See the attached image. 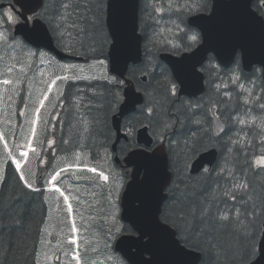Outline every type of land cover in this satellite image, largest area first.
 Listing matches in <instances>:
<instances>
[{
    "label": "snow or ice",
    "instance_id": "obj_1",
    "mask_svg": "<svg viewBox=\"0 0 264 264\" xmlns=\"http://www.w3.org/2000/svg\"><path fill=\"white\" fill-rule=\"evenodd\" d=\"M18 2L24 13L32 15L25 16L20 26V40L7 29H0V49L25 52L41 67L47 61L56 70L47 78L40 72L43 87L38 93L32 87H20L26 78L23 67V75L18 77L16 66H8L5 78L0 80V103L6 99L9 108L6 115L0 116V187L7 185L10 170L22 194L14 196L9 204L8 222L0 215V233L23 230V213L15 206L24 197L29 204L39 198L42 204L54 205L55 210L62 212L68 227V232L56 241L51 259L56 264H64L61 257L67 264H84L76 219V206L81 200L64 184L71 170L77 169L76 179L83 172H90L107 187L114 228V232L109 229L108 239L122 237L120 249L128 264H196L201 259L219 261L229 254L238 264H262L264 186L257 189L236 172L242 153L250 171L253 167L264 171V0H259L255 12L251 9L253 0H152L143 7L141 0ZM0 21L17 24L15 10L9 8L0 13ZM90 29L103 30L99 50L89 46L95 55L94 63L88 67L102 68L103 79L115 86L109 111L116 113L121 104L135 102L131 90L127 101L121 95L126 81L131 83L138 77L142 81L157 75V70L162 77L158 83L162 85L164 102L142 106L143 118L134 117L124 124L125 144L120 151L133 167L131 171L125 168L123 174L98 171L85 157L88 146L84 140L91 136L94 120L81 108L90 110L91 103L77 96L71 108L66 109L60 85L89 79L80 75L85 69L77 64H60L48 52L40 51L54 40L67 55H80L76 43ZM66 38L72 43H67ZM80 46L83 47L82 42ZM159 54L171 68L157 63ZM229 66L230 70L224 72ZM243 68L249 72L245 74ZM205 76L219 81L215 83L216 99L182 100L180 93L194 95ZM65 110L76 121L72 128L78 134L71 139L61 136L60 144L68 146L61 166L57 164L61 157L55 132L61 126V111ZM138 126L145 131L151 127L160 146L140 147ZM216 129L222 135H213ZM170 130L172 136L183 135V140L172 141ZM222 136L227 137L222 145L228 154L225 164L205 167L202 153L212 146L213 140L220 143ZM166 138L173 157L170 164L164 160L162 145ZM110 139L105 137V141ZM181 143L182 154L177 159L173 145ZM97 147L107 151L106 143ZM256 147L260 148L259 155L253 152ZM248 153H252L251 159ZM230 157L232 166L228 167ZM33 158L38 162L35 169ZM125 177L130 179L126 187ZM209 181L215 184L214 188ZM15 191L16 188L13 194ZM121 219L126 223H121ZM224 231L236 236L237 249L225 250L218 243L217 236ZM44 255L47 260V252Z\"/></svg>",
    "mask_w": 264,
    "mask_h": 264
},
{
    "label": "trees",
    "instance_id": "obj_2",
    "mask_svg": "<svg viewBox=\"0 0 264 264\" xmlns=\"http://www.w3.org/2000/svg\"><path fill=\"white\" fill-rule=\"evenodd\" d=\"M8 0H0V3L5 2ZM147 3L146 0H141V7H143ZM148 4V3H147ZM259 4V0H256L254 3V8L258 11L257 5ZM142 15H146L144 13H141ZM104 39L103 36V30L101 29H90L87 33L81 34V36L78 38V41L76 43L77 50L80 52V55L85 58L86 62L94 61V55L91 51L89 46H94L99 50V42ZM55 42V41H54ZM67 43H72V41L67 40ZM80 42L83 43V47L80 46ZM106 51V50H105ZM98 54V53H97ZM157 63H161L163 66L167 67L163 62H160L159 55L157 56ZM229 70H224V72H227ZM162 77L159 75V70H157V75L155 76H148V82L146 84H143L141 81V78L138 77L137 81H133L136 84V88L140 89L142 92L146 95V101L143 106H152L153 104H159L164 102V94L162 91V85L158 83V81H161ZM89 91L93 94L90 96V102L92 107L91 109L87 110L86 114H88L89 117H95L101 116L104 120L105 126V136H111L113 130L111 129V116L115 113H112L109 111L110 102H111V92L115 90V86L108 84L105 80H93L89 81ZM213 81H210L209 78L206 76V93L197 100H191L192 102L197 101H205L207 102L209 100V97H212L213 100L216 99V96L214 95L215 86ZM259 83V82H258ZM121 95H122V88H121ZM184 101H188L187 98H182ZM167 107V105H165ZM141 107L138 108L135 114L130 115L124 120V124L127 120H130L132 118H143L141 117L140 113ZM167 119V117H164ZM97 123V121H96ZM124 124L123 129H124ZM145 124H147V120H145ZM139 128V126H138ZM137 128V129H138ZM180 128V125L176 126V130L178 131ZM151 132H153V129L150 127ZM214 135V134H213ZM169 138L172 141H182L183 135H171V130L169 133ZM227 140L226 136H222V140L220 143H217L215 140L212 142V146L210 148H218L220 150V158L218 163L216 164V167L222 166L225 164V156L228 155L223 150V141ZM207 143V141H205ZM259 142L257 141V144ZM125 143H122L121 146H123ZM120 146V149H121ZM182 143L180 145H173V148L177 154L176 158L179 159L182 154ZM168 153L170 158V163L173 159L171 152L169 151V145H168ZM209 148V149H210ZM119 149V150H120ZM253 152L255 155L260 154V148L256 147L253 149ZM120 157H124L125 155L119 151ZM249 159L252 157V153H248ZM230 162L227 165L228 167H231V157L229 158ZM242 170V172H241ZM237 176L244 175V177L249 180V182L259 189L261 186H264V171H258L255 167L252 168L250 171L247 167V165L244 162V154L242 153L239 158V163L237 164ZM210 184H212V187H215V184L212 183V181H209ZM16 188L15 194H13V189ZM22 194L19 191L18 186L16 185V181L11 176V171L9 170V180L7 185L2 186L0 190V215L4 216L5 222H8V215L10 212L9 204L11 200L15 197H20ZM17 210L23 213V220H24V229L20 231H11L5 230L2 233H0V264H35L36 263V256L38 254L40 244L39 240L41 235L39 234V228L38 225L40 221L43 220L44 217V205L42 204L41 200L39 198H36L35 201L31 204L28 202V198L24 197L22 202L19 205L15 206ZM260 222H258L259 224ZM226 239H230L234 245L228 246L225 245L224 242ZM217 241L220 243V245L225 249L228 250L230 247L232 249L238 248L237 238L234 234L224 231L218 234ZM11 242V246L9 244ZM108 253V250L106 249V254ZM116 256V255H115ZM120 259V264H126V262L120 258L119 256H116ZM200 264H238L237 259H233L231 255L229 254L228 257H221L219 261H217L215 258H212L210 260L202 259Z\"/></svg>",
    "mask_w": 264,
    "mask_h": 264
},
{
    "label": "flooded vegetation",
    "instance_id": "obj_3",
    "mask_svg": "<svg viewBox=\"0 0 264 264\" xmlns=\"http://www.w3.org/2000/svg\"><path fill=\"white\" fill-rule=\"evenodd\" d=\"M27 86L33 88L35 87L34 89L36 90L34 91H36L37 93L39 92L40 88L43 87L41 83H23L22 85H20V87L24 89H27ZM60 90L65 93L66 109L71 108V104L75 101L77 96H84L81 85L64 83L60 85ZM85 101H87V99H85ZM49 111H51V105ZM88 118L90 120H94V127L92 129L91 136L84 140V143L88 146L84 149L86 159L90 160L91 165L95 166L98 171L103 170L107 172L109 170H115L116 172L121 173L120 165L116 163L112 150L113 143L116 137L115 133H112V135L110 136V140L105 141L106 136L105 126H103V117L96 115L95 117L88 116ZM69 121L71 123H69ZM75 123L76 121L72 118V116L69 115L67 110L61 111V126L55 132V137L57 140L56 149L59 151V156L61 157V159L57 161V164L61 166H63V157L66 155L65 149H67L68 146L60 144V139L61 136L66 139H71L74 135L78 134L77 130L72 128V125ZM110 127L112 129V125H110ZM100 143H106L107 151H105L104 147H97V145ZM32 167L34 169L38 167V162L35 158H33L32 160ZM77 175L78 170L72 169L71 174L64 181V184L65 186L76 191L75 193L80 197V200L84 199L86 195L89 194V199L85 203V206L91 205L89 206L90 210L86 214V220L89 222V225L86 224V227L90 229V232L88 234L96 232L99 235V253L97 257V264H104V255L102 249L104 246V238L102 237L104 234V224L102 218L104 217V214L106 215L110 210L107 199L108 189L106 186H104L102 181L96 180V176L93 173L83 172L82 174H80V179H76ZM81 186H84L85 189H83ZM95 195L97 199V208L95 206V200H93V197ZM44 207L45 214L43 220L40 221L38 225L39 234H43V237L41 238L42 240H39L40 249L38 251L39 254L37 262H39V264H44L45 262L56 264V262L51 259L52 249L55 247L56 241L60 239L62 235L68 232V227L63 222L65 218L64 214L60 211L55 210L54 205H44ZM90 214L94 217H97L95 224H93L94 226L91 225L92 223L88 220V216ZM45 252H47L48 254L47 260L45 259ZM61 260L64 262V264H67L63 257H61Z\"/></svg>",
    "mask_w": 264,
    "mask_h": 264
},
{
    "label": "water",
    "instance_id": "obj_4",
    "mask_svg": "<svg viewBox=\"0 0 264 264\" xmlns=\"http://www.w3.org/2000/svg\"><path fill=\"white\" fill-rule=\"evenodd\" d=\"M254 1L255 0H253V3H254ZM13 2L19 8V10H17L16 7H14L15 5H11L10 7H12V9H14L16 11V13L19 15L20 19L22 20L20 23H18L15 26L14 35L16 37L19 36V37L22 38V34H21V31H20V26L23 23V20H24L25 16L32 15V13H30V12L29 13H24V9L21 7V4H20V2H18V0H13ZM253 3L251 4V9L255 12V10L253 9ZM3 7H5L4 4L0 5V8H3ZM45 49L50 51V52H53L60 59H66V58L74 59L73 56H69L67 54H63L62 52H60L55 47L53 41ZM162 57H163V54H160L159 58L161 59V62H164L169 68H171V65L168 63V61L163 60ZM141 59H143L142 47H141ZM255 66H259V65H253V68ZM230 67L231 66H229V69H230ZM243 71L248 73L249 69L248 68H243ZM146 80H147V78L143 79L144 82H146ZM123 88H124L123 96L125 97V101H127V99H128V95L127 94L129 93V90H131V95L133 97H135V102L132 103V104H128L127 106H125V104H121L120 105V111H118V113L115 114L113 116V118H112V124H113V127H114V129H115V131L117 133V137H116L117 140H116V142H115V144L113 146V150L114 151H117L116 149H117V146H118V143L120 142V140L124 139L123 132H122V125H121L122 122H123V119L125 117L129 116L130 114H132L133 112L137 111L138 107L142 106L144 104V95H143L142 92L137 91V89L135 88V85L133 84V82L128 83L126 81V83H125ZM205 90H206V87H205V78H204V80L201 82L200 88L198 90H195L194 95L189 96L187 93H180V96H181V98L182 97L191 98V99L198 98V97H200L201 95L204 94ZM121 112H122V114H121ZM213 128H215V125H213ZM213 134L222 135V134L219 133L218 129H216ZM137 140L139 141V145L143 146V147H146V146H149V145L154 146V144H155V139H154L153 136H151L149 127H148L147 131H145L143 127L138 129V131H137ZM156 146H160V145H156ZM162 147L164 148V160H165V163L169 164V156H168L167 148H166L167 147L166 146V140L164 141V144L162 145ZM202 155H203L204 166L205 167L209 166L210 169H211L216 164V162L218 160L219 153H218L217 149L213 148L211 150L203 152ZM116 162L118 164H120L122 166V168H127V169H129V171L132 170L133 166L132 165H128L126 163V158H124V160L122 162L121 159H119V157L117 156L116 157ZM190 174L191 175H196L197 173H190ZM125 186H127V185H125ZM161 208H163V205H161ZM122 221L124 223H126V221H124V220H122ZM121 238L122 237L119 236V238L117 239V241H116V243L114 245V248H115V251L120 253L121 257L128 263L127 258L124 256V253L120 249L121 245L119 244V241H120ZM256 259H259V256H257ZM201 260H198L196 262V264H199L201 262ZM262 264H264V258H262Z\"/></svg>",
    "mask_w": 264,
    "mask_h": 264
},
{
    "label": "rangeland",
    "instance_id": "obj_5",
    "mask_svg": "<svg viewBox=\"0 0 264 264\" xmlns=\"http://www.w3.org/2000/svg\"><path fill=\"white\" fill-rule=\"evenodd\" d=\"M147 3H151L152 0H146ZM146 3V4H147ZM9 8H6V9H3L0 11V13L2 12H6L8 11ZM149 11H151V9L149 8ZM18 17V16H17ZM20 20L18 19V22ZM15 24H8L7 22L5 21H0V29H6L7 26V30L9 32V34L11 35L12 31V27L14 26ZM18 40V39H17ZM22 56V59H21V62H20V57ZM50 56V55H49ZM0 57H2V59H0V63L2 64H5L8 66H12V65H15L19 68L23 67L26 69V72L29 71V69L32 67L33 63H32V60H30L27 56V54L25 52H21V51H17V52H12V53H8L6 50H3V49H0ZM51 57V56H50ZM38 61V60H37ZM39 62V61H38ZM94 62H89V63H85V62H82V64H77L81 67H83L85 69V71L83 73H81L80 75L82 77H90L89 79H83V80H104L103 77H102V72L104 71L102 68H91L89 69V65L90 64H93ZM40 64V62H39ZM44 64H47V61L44 62ZM28 65H31L30 68H28ZM2 67L0 66V79L3 78L2 76ZM91 77H96L95 79H91ZM79 80H75V81H72V82H78ZM26 82H31L30 80H26ZM3 86L0 85V88H2ZM49 107V105H48ZM123 173V172H122ZM124 183L126 184V181L124 179ZM83 189H85L84 186H81ZM80 187V188H81ZM76 192V191H74ZM85 192V191H83ZM122 192V191H121ZM97 195V194H96ZM96 195L93 197L95 200V206L97 208V199H96ZM89 199V194L86 195V197L84 199L81 200V203L76 206V219H77V225L80 227V234H79V240H80V252H81V249L85 247V244H86V238H85V235L88 234L90 232V229L86 227V224L89 225V222L86 220L87 216V212L90 210V207L87 205L85 206V203L86 201H88ZM110 211L111 209L108 211V213L105 215L104 214V217L102 218L103 219V224H104V232L106 230H109L110 228H112V231L114 232V228L112 227V223H111V216H110ZM81 217H83V220H81ZM88 220L92 223L91 225L95 224V221L97 220V217L95 216H92L91 214L88 216ZM259 222V221H258ZM94 226V225H93ZM98 233L96 232H93L91 233L89 236H88V250L86 251L87 254H89L91 256L90 259H92V257H97V254L94 253L96 252L97 248H98V244H99V237H98ZM104 246H105V242L107 241L106 240V237H105V233H104ZM109 244H113L112 241L109 243L107 242L106 245H109ZM225 245H228V246H233L234 243L230 240V239H226L225 242H224ZM81 255H82V252H81ZM85 256V255H84ZM104 257H107L109 260V262L107 264H117V263H113V261L117 260L116 258H112L111 254H107L106 253L104 254ZM44 264H50L49 262H45ZM74 264V262H73ZM106 264V261L105 263Z\"/></svg>",
    "mask_w": 264,
    "mask_h": 264
},
{
    "label": "bare ground",
    "instance_id": "obj_6",
    "mask_svg": "<svg viewBox=\"0 0 264 264\" xmlns=\"http://www.w3.org/2000/svg\"><path fill=\"white\" fill-rule=\"evenodd\" d=\"M219 81H216L215 83H218ZM215 83H214V86H215Z\"/></svg>",
    "mask_w": 264,
    "mask_h": 264
}]
</instances>
